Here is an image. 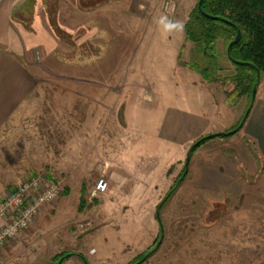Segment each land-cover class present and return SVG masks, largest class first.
I'll return each mask as SVG.
<instances>
[{"label":"rangeland","instance_id":"rangeland-1","mask_svg":"<svg viewBox=\"0 0 264 264\" xmlns=\"http://www.w3.org/2000/svg\"><path fill=\"white\" fill-rule=\"evenodd\" d=\"M197 1L17 2L10 47L23 46L34 87L0 140V197L31 177L57 183L60 194L6 241L0 264H52L60 253L130 264L155 247L141 264H264L254 141L241 128L205 142L186 165L194 141L234 126L249 104L227 101L230 81L207 84L180 64L192 44L164 24L184 25ZM218 51L226 77L223 42ZM100 178L108 189L93 195ZM60 264L84 263L70 255Z\"/></svg>","mask_w":264,"mask_h":264},{"label":"trees","instance_id":"trees-1","mask_svg":"<svg viewBox=\"0 0 264 264\" xmlns=\"http://www.w3.org/2000/svg\"><path fill=\"white\" fill-rule=\"evenodd\" d=\"M201 7L205 13L215 18L204 16L196 3L183 25L184 40L190 42L192 47L188 60L179 62L207 83L224 84L230 81L234 86L227 93V101H235L234 97L246 96L249 99L247 108L251 109L252 90L257 88L264 75V0H202ZM238 30L241 32L240 40L231 46L228 56L226 48ZM218 42H223L225 55L233 66V71L226 77L221 73L223 68L220 64ZM242 118L229 129L199 137L192 144L188 156L208 140L232 138L242 128L243 125L238 127ZM185 169L183 177L176 179L161 203L173 194L178 181L185 178ZM156 249L157 247L143 253L130 264H141ZM70 255H77L84 264H89L83 255L74 253H60L52 264H60Z\"/></svg>","mask_w":264,"mask_h":264},{"label":"crops","instance_id":"crops-1","mask_svg":"<svg viewBox=\"0 0 264 264\" xmlns=\"http://www.w3.org/2000/svg\"><path fill=\"white\" fill-rule=\"evenodd\" d=\"M18 1L7 0L0 7V140L12 130L14 113L34 87L32 77L21 59L23 46L16 43L15 48L10 47L14 44L11 14ZM240 117L238 115L239 120ZM241 130L248 139L254 141L262 156L264 169V96H255Z\"/></svg>","mask_w":264,"mask_h":264},{"label":"built area","instance_id":"built-area-1","mask_svg":"<svg viewBox=\"0 0 264 264\" xmlns=\"http://www.w3.org/2000/svg\"><path fill=\"white\" fill-rule=\"evenodd\" d=\"M108 189V182L100 178L93 195H101ZM60 194L59 185L39 177L21 181L7 195L0 197V248L6 241L27 229L40 210L52 203Z\"/></svg>","mask_w":264,"mask_h":264},{"label":"water","instance_id":"water-1","mask_svg":"<svg viewBox=\"0 0 264 264\" xmlns=\"http://www.w3.org/2000/svg\"><path fill=\"white\" fill-rule=\"evenodd\" d=\"M201 5H202V0H198V1H197V8H198V10H199L204 16L209 17V18H213V19H214V18H215L214 16H211V15L205 13V12L202 10ZM240 37H241V32H240V30H238V31H237V34H236V36H235V38H234V39L228 44V46H227V48H226V52H227V55H228V56H229V53H230V48H231V46H232L233 44L238 43V41L240 40ZM258 76H259V75H258ZM255 93H256V87H254L253 90H252V94H251L252 99L255 98ZM249 111H250V109H247V110H246V112H245V114H244V116H243V118H242V120H241V122H240V124H239L238 127H241V126L244 124V122H245V120H246V118H247V116H248V114H249ZM188 161H189V156L186 158V165H187Z\"/></svg>","mask_w":264,"mask_h":264},{"label":"clouds","instance_id":"clouds-1","mask_svg":"<svg viewBox=\"0 0 264 264\" xmlns=\"http://www.w3.org/2000/svg\"><path fill=\"white\" fill-rule=\"evenodd\" d=\"M164 20H167V17L163 18ZM164 28L167 32H173V31H182L183 30V24L180 21H168L164 24Z\"/></svg>","mask_w":264,"mask_h":264}]
</instances>
